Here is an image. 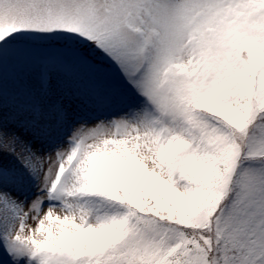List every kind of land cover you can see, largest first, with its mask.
I'll return each mask as SVG.
<instances>
[{
    "label": "snow or ice",
    "instance_id": "6c2138e0",
    "mask_svg": "<svg viewBox=\"0 0 264 264\" xmlns=\"http://www.w3.org/2000/svg\"><path fill=\"white\" fill-rule=\"evenodd\" d=\"M0 264H264V0H0Z\"/></svg>",
    "mask_w": 264,
    "mask_h": 264
}]
</instances>
